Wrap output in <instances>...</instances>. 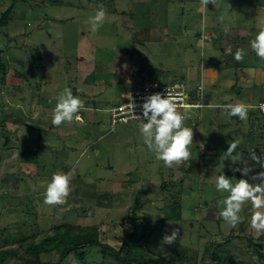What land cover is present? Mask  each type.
<instances>
[{"label": "rangeland", "instance_id": "rangeland-1", "mask_svg": "<svg viewBox=\"0 0 264 264\" xmlns=\"http://www.w3.org/2000/svg\"><path fill=\"white\" fill-rule=\"evenodd\" d=\"M10 4L0 0V18ZM96 6L113 12H105L103 25L92 32L88 20ZM206 7L200 0L16 2L0 24V62L5 67L0 72V249L17 248L16 242L26 236L37 241L42 233L66 222L103 229L101 240L118 247L135 222L152 234H148L149 253L143 257L146 262L153 264L159 254L173 260L182 255L177 247L184 246L186 264H208L211 260L202 256L208 243L229 236L264 235L248 227V206L235 227L225 223L218 215L222 205L218 206L220 194L214 187L221 172L259 183L250 177L264 171L249 156L252 148L258 156L264 151V123L251 112L264 98V61L249 47L264 22V0H216L215 7L211 3ZM237 36L239 42L233 46ZM237 48L245 52L239 62L231 53ZM150 75L160 83L175 80L192 88L203 84L202 101L212 105L193 110L182 89L183 102L190 107L178 111L187 112L184 123L192 126L193 145L190 159L179 166H163L142 145L139 120L116 125L110 119L109 110L119 94L146 84ZM64 87L83 102L96 94V110L87 103L84 118L80 114V120L52 126V108ZM225 102L247 103L248 118H229L218 107ZM196 118L202 119L196 123ZM233 141L238 143L233 161L224 159L223 152ZM21 146L27 150L19 163ZM245 162L250 167L246 176L234 171ZM56 171L72 173L71 191L63 204L46 205L42 193ZM14 177L18 190L11 186ZM163 182L166 192L160 189ZM140 189L142 207L128 222ZM178 189L175 199L169 197V191ZM78 192L83 193L79 203ZM175 201L179 217L172 210ZM81 205L91 211L74 215ZM173 229L178 230L176 240L164 243V235ZM227 248L234 264H264L238 241ZM258 250L264 253V243ZM71 256V262L78 261V252ZM43 259L55 262L57 255ZM4 264L20 263L12 259ZM105 264L112 263L105 260Z\"/></svg>", "mask_w": 264, "mask_h": 264}, {"label": "clouds", "instance_id": "clouds-1", "mask_svg": "<svg viewBox=\"0 0 264 264\" xmlns=\"http://www.w3.org/2000/svg\"><path fill=\"white\" fill-rule=\"evenodd\" d=\"M209 3L215 7L216 0H200V4L204 7ZM105 15L104 8L100 6L95 10L94 15L89 17L88 23L92 32H96L103 25ZM249 47L260 61H264V22L258 26L249 40ZM244 55V50L240 48L232 52V57L237 62L242 61ZM182 96V93L171 92L169 89L163 93L148 94L139 106L141 114L136 115L139 120L138 133L142 145L154 154L157 161H162L163 166L168 168L174 165L179 166L191 157L192 126L184 123L188 118L187 112L178 111V107L187 109L190 105L181 102ZM127 105L133 112L136 105L133 102H129ZM84 107L83 100L78 95H74L70 87H64L61 92L57 93L56 103L52 108L51 125L60 126L63 123L80 120V112ZM199 107L210 108L212 105L201 104ZM218 107L229 118L245 121L248 118L250 106L243 102H225ZM260 107L264 110V104H261ZM237 147L236 141L230 143L227 150L223 152L224 159L229 158L233 161L232 153ZM249 156L251 160L257 162L260 168L264 169V151L258 156L252 148L249 150ZM235 170H239L242 175L246 176L250 172V167L245 162L243 168ZM71 179V172H53L44 187L42 202L46 205L63 204L71 191ZM250 179L252 181L259 180V183H249L248 179L229 177L223 172L216 175L214 187L220 194L218 206L222 205L219 207L218 215L225 223L235 227L241 221L242 209L248 206L250 213L248 227L257 234H264V171L253 174ZM169 223L180 225L178 222ZM177 236L178 230L173 229L170 234L164 235L163 241L166 244H172Z\"/></svg>", "mask_w": 264, "mask_h": 264}, {"label": "trees", "instance_id": "trees-1", "mask_svg": "<svg viewBox=\"0 0 264 264\" xmlns=\"http://www.w3.org/2000/svg\"><path fill=\"white\" fill-rule=\"evenodd\" d=\"M9 1H11V4L6 9V11L2 14L0 18V22H1L0 24H2V22L7 21L16 2L21 1V0H9ZM22 1H26V0H22ZM32 1H35V0H32ZM45 1H48L49 4L50 3L51 4L62 3V0H45ZM88 1L94 3V5L97 3V0H88ZM97 8L98 6L95 7V9ZM111 11L113 12V10H105L106 13L108 12L111 13ZM239 39L240 38H238V36L236 40L235 38L232 39V43L234 44L233 46H237ZM209 41L210 42L213 41L212 35L209 38ZM218 64H221V63L219 62ZM3 65L4 64L0 62V72L1 73H3L2 71L5 68ZM151 77H152L151 75L149 77H146L145 81L148 83L157 82L160 85H167V84L175 85L177 83L182 84L184 91L187 92L188 94L187 101L190 100V102H192L191 105H194V107L192 108L193 110L201 111L205 108H208V107H204V108L199 107V105L201 104L206 106V104H204L202 101L201 84L195 85L192 88V86H189L187 83L177 82L175 80L168 81L167 83H160V81L157 80V78L153 79ZM24 78H26V76H24ZM142 85L140 84L139 85L137 84L136 86L134 85L132 90L128 89V91L125 90L119 94L118 102L113 108L109 110L110 119L112 118L113 111L117 109L118 107H120V105L123 104L124 102L121 96L123 94H127L132 91L141 89ZM95 95L93 96L95 97ZM94 97L91 98L90 100L84 101L86 105L84 107L85 110L88 107L87 103L91 105V109H93L94 111L96 110L95 107L93 108L94 106L93 104L95 103ZM261 102H264V98L263 99L260 98L259 103ZM259 103L254 107V111L251 109L250 110L252 114L256 116V119L258 120V122H259V119L261 118L262 119L261 121H263L262 123H264V115L260 114L258 110ZM11 111L13 112L14 110L11 109ZM82 111L80 114L84 118V116L87 115L88 113L85 114L84 110ZM12 115L17 116V114H12ZM21 115H23V113ZM201 119L202 118H196V123L199 122ZM129 120H138V118L136 117V118H132ZM128 121L124 123H127ZM29 129H34V127H31ZM39 135L40 134H38V136ZM8 141L9 139L6 138L4 141V145ZM24 150H27V149H24V146H21L20 155H18L17 157L19 163H22L21 153ZM35 151L38 152L37 149H35ZM205 154L206 153L203 151L202 155H205ZM53 165H55V163H53ZM15 179H13V181L11 182V186L14 188V190H18L19 188L18 182H17V179L16 180ZM182 180L183 179L181 178V183H182ZM166 186L167 185H165V182H163L162 185L160 186V189L163 192H166V189H165L167 188ZM6 187L9 189L8 186ZM197 189L199 192L198 187ZM141 190L142 189H140V192L138 190V193L134 196V203H133V206L131 207L132 214L126 219V221L128 222L134 221L135 219L134 212H136L137 209L142 207L143 202L139 196L141 194ZM178 191L180 190L178 189L177 192L169 191L170 192L169 197L175 199L176 195L179 194ZM79 193L80 192L77 193V196L80 197ZM132 193H135V192L132 191ZM80 194L82 195L83 193H80ZM3 196H4V191H3ZM1 198L3 197L0 196V199ZM81 200L82 198L80 197L77 202L79 203V201ZM175 202L176 203H173V204H176V205L174 206V208L172 207V210L175 211L176 213L174 212V214H178V217H179L180 210L179 208H177L179 201H175ZM88 211H91V210L89 208L86 209L84 206L81 205L77 209L74 210V215L80 214L84 216V215H87ZM55 215L56 217L59 216L56 212H55ZM148 217L151 219L152 216H148ZM216 222L219 223L218 221ZM139 225L140 224L135 223V222L132 223L133 230L130 233H125V235H123L121 239L120 245L118 247H114L108 244L107 242H104L101 240V237H105V231L103 229H99L97 227H92V226H79L78 224H69L68 222L61 223L59 225L53 226L49 231L42 233L40 239H38L37 241H36L35 236H29V237L26 236V237H22L20 240L16 242L17 248H14L11 250L0 249V264H4L8 260H12V259L17 260L20 264H105V260H109L112 264H150V262H146L143 259V257L145 256V254L149 253L147 251L148 236L152 234H150V232L149 233L147 232V229L145 226H141V228H139ZM200 225H202V223H200ZM105 230L107 231V228ZM3 231L4 230H1V232ZM235 241H238V243H242L246 245L247 253L257 256L258 259H264V253L258 250V246H261L264 243V235H261L255 239L250 234L241 235V236L239 235L229 236L225 238L222 242H217V243L210 242L203 249L202 256L203 257L207 256L211 260V262H209L208 264H234L235 258L230 253V250H228L229 248L227 247L233 244ZM213 246H215V248H213ZM177 249L181 250L180 253L182 255L176 256L175 258H173V260H171L168 257H165L159 254L157 255V258L153 264H186L184 262L186 248H184V246L183 247L178 246ZM76 252H78V261L71 262V260L74 259V258L72 259L71 255H75ZM52 254L57 255V260L55 262H51L49 260L47 261L43 259V257H49V255H52ZM238 263L240 262L239 261L236 262V264Z\"/></svg>", "mask_w": 264, "mask_h": 264}, {"label": "built area", "instance_id": "built-area-1", "mask_svg": "<svg viewBox=\"0 0 264 264\" xmlns=\"http://www.w3.org/2000/svg\"><path fill=\"white\" fill-rule=\"evenodd\" d=\"M182 87V86H181ZM169 89L171 92H176V93H182V103L184 104V93L182 92L183 88H180V86L177 84L173 86L169 85H160L157 82L154 83H146L142 86L141 89L132 91L127 94H123L121 98L123 99V104L120 105L117 109H115L112 113V118L111 121L113 124H118V123H124L128 121L129 119L136 118V115H140V104L143 102V98L152 93L156 92H166V90ZM133 102L136 107L134 108V111L132 112L129 107L128 103ZM261 104H264V102L259 103L258 105V110L260 114L264 115V110L260 107Z\"/></svg>", "mask_w": 264, "mask_h": 264}]
</instances>
